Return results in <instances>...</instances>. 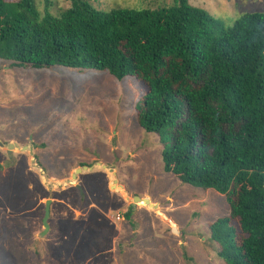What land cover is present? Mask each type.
Here are the masks:
<instances>
[{
    "label": "rangeland",
    "instance_id": "374dc122",
    "mask_svg": "<svg viewBox=\"0 0 264 264\" xmlns=\"http://www.w3.org/2000/svg\"><path fill=\"white\" fill-rule=\"evenodd\" d=\"M90 1L109 11L173 0ZM36 2L53 15L71 5ZM188 2L226 26L264 12V0ZM146 91L134 77L12 69L0 60V264H224L208 225L229 206L216 191L163 172L158 136L136 120ZM83 166L90 169L75 171ZM47 200L49 230L41 235Z\"/></svg>",
    "mask_w": 264,
    "mask_h": 264
},
{
    "label": "trees",
    "instance_id": "16d2710c",
    "mask_svg": "<svg viewBox=\"0 0 264 264\" xmlns=\"http://www.w3.org/2000/svg\"><path fill=\"white\" fill-rule=\"evenodd\" d=\"M0 60L142 82L136 120L158 136L163 172L229 206L208 225L217 257L264 264V12L226 26L188 0L109 11L71 0L57 15L36 0H0Z\"/></svg>",
    "mask_w": 264,
    "mask_h": 264
},
{
    "label": "water",
    "instance_id": "95a60500",
    "mask_svg": "<svg viewBox=\"0 0 264 264\" xmlns=\"http://www.w3.org/2000/svg\"><path fill=\"white\" fill-rule=\"evenodd\" d=\"M11 145H8V148L10 147ZM0 147H3V144L2 143H0ZM8 152V155H10L11 156V152L10 151H7ZM85 169H90L89 167H86V166H83L82 168H80V169H76L75 171L77 172V171H82V170H85ZM74 176V175H73ZM115 182V181H114ZM79 188V187H78ZM140 198L138 197V196H133L132 197V200L133 201H137V200H139ZM50 204H51V200H47L46 202H45V208H44V216H43V218H42V225H43V228H44V230H43V232H42V234L41 235H44L45 233H47L48 232V230H49V225H48V219H49V216H50ZM134 204H135V202H134ZM132 207L134 208V206L132 205Z\"/></svg>",
    "mask_w": 264,
    "mask_h": 264
},
{
    "label": "built area",
    "instance_id": "2783aa9c",
    "mask_svg": "<svg viewBox=\"0 0 264 264\" xmlns=\"http://www.w3.org/2000/svg\"><path fill=\"white\" fill-rule=\"evenodd\" d=\"M117 219H120V216L119 215L117 216Z\"/></svg>",
    "mask_w": 264,
    "mask_h": 264
},
{
    "label": "crops",
    "instance_id": "0c3cea01",
    "mask_svg": "<svg viewBox=\"0 0 264 264\" xmlns=\"http://www.w3.org/2000/svg\"><path fill=\"white\" fill-rule=\"evenodd\" d=\"M116 181V180H115ZM114 182V181H113ZM117 182V181H116ZM121 195V194H120ZM122 196V195H121ZM122 198L124 199V197L122 196Z\"/></svg>",
    "mask_w": 264,
    "mask_h": 264
}]
</instances>
